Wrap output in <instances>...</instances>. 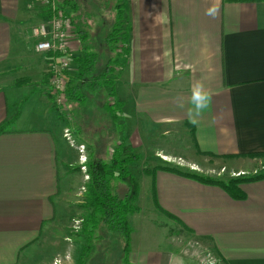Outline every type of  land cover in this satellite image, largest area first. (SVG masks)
<instances>
[{
    "label": "crops",
    "instance_id": "obj_1",
    "mask_svg": "<svg viewBox=\"0 0 264 264\" xmlns=\"http://www.w3.org/2000/svg\"><path fill=\"white\" fill-rule=\"evenodd\" d=\"M58 2L75 25L91 18L89 5L97 0ZM126 2L129 54L115 82L124 138L117 146L146 153L151 160L144 162L160 167L175 166L159 161L160 152L197 165L231 161L242 172L261 161L254 155H264V0ZM37 6L38 0H0V264H53L65 255L66 264H197L192 255L201 260L208 253L221 264H264V179L241 184L244 198H235L160 167L142 171L150 179L147 195L154 216L165 215L178 229L148 218V225L166 227L165 238L146 232L152 226L140 231L139 197L128 216V253L121 237L114 247L113 233L98 228L83 256L88 241L72 225L90 211L78 191L87 189L89 167L80 170V153L64 137L71 116L45 91L49 54L35 50L31 34L44 17ZM72 46L76 63L79 41ZM196 81L211 91L212 102L200 116L192 113V123ZM83 139L89 163L91 143Z\"/></svg>",
    "mask_w": 264,
    "mask_h": 264
},
{
    "label": "trees",
    "instance_id": "obj_2",
    "mask_svg": "<svg viewBox=\"0 0 264 264\" xmlns=\"http://www.w3.org/2000/svg\"><path fill=\"white\" fill-rule=\"evenodd\" d=\"M117 1L114 7L116 20L110 28L105 42V47L113 53L114 57H110L104 67L100 68L98 66L100 54L92 41L90 25L81 20H77V23H75L81 54L75 59L76 72L69 77L66 97L68 105L73 102L74 107H76L84 106L87 98L93 94L105 95L108 100L103 103V107L109 114L113 125L119 126L122 130V126L117 124L121 118L122 103L116 99L115 77L116 66L122 67L125 61L123 60L124 56L129 54L130 26L128 23L124 26L123 21V15L127 8L126 0ZM74 21L76 20L73 19V23ZM111 97L114 98L112 103L109 101ZM71 114L74 121L77 122L75 109L71 111ZM2 132L3 127L0 126V134ZM138 159H140V156L126 153L119 145L114 149L109 161L100 159L89 161V183L87 185L88 195L86 201H89L87 205L92 211L83 218L81 233L85 234L88 241V247L84 249V257L87 256L90 242L95 239L96 230L100 227L108 232L120 234L124 242L125 254L128 253L132 232L128 216L135 213L138 206L133 204L136 189H131L128 186L129 184L124 182V179L131 175L130 166ZM160 168L206 184L218 185L235 198H244V194L240 189L241 184L264 179V172L232 178L227 182L223 179L204 176L173 166ZM123 186H127L128 189ZM153 197L156 200L155 192Z\"/></svg>",
    "mask_w": 264,
    "mask_h": 264
},
{
    "label": "rangeland",
    "instance_id": "obj_3",
    "mask_svg": "<svg viewBox=\"0 0 264 264\" xmlns=\"http://www.w3.org/2000/svg\"><path fill=\"white\" fill-rule=\"evenodd\" d=\"M87 2V0H86ZM118 1L117 0H97V2H94L95 5L90 4V8L89 10L91 11L90 14L88 16H90L91 18H82L81 21L84 23H88L90 25L91 28V33H92V41L94 42L95 46L97 47V50L100 54V59L98 62V66L100 68L104 67L106 65V63L108 62L110 57H114L113 53L110 52L106 47H105V42H106V36L108 35V32L110 30V28L113 26V24L115 23L116 20V10H115V5ZM81 4H85V0H81ZM39 5V2H38ZM38 7V6H37ZM40 7V5H39ZM38 7V9H39ZM40 13H42V9L40 7ZM123 21H124V26H126L127 19H126V13H124L123 15ZM105 23L108 25V29L105 30ZM121 59V58H120ZM116 77H115V82L117 80V76L120 74V66L117 65L116 66ZM109 90V89H108ZM45 91H47V93L49 92V87L45 89ZM50 95V94H49ZM50 98L52 99V97L50 96ZM108 100V98L103 95V96H98L96 94H93L91 96H89L85 102L84 106H76L74 107V103L70 102L69 103V109L71 111H73L75 109V113H76V121H74V119L72 118V114H65L66 117H69V115L71 117L66 119V123L67 125L73 130V134H74V141H75V145L77 146L80 143V138L83 139V137H81L82 135L84 136V141H89L91 143V146L89 149V153L90 157H92L94 159H102L105 161H108V156L111 153V156L114 152V149H116V147H118L117 142L118 140H122L124 137L121 136L122 134V130L120 127H118L116 129V126L113 125V123L111 122L108 114L105 112V110L101 107L102 104L104 102H106ZM114 100V98H110L109 101L112 103ZM55 106V104H54ZM75 124V125H74ZM77 125V127H76ZM74 127V128H73ZM65 131V130H64ZM81 131V132H80ZM121 145V144H120ZM122 147V145H121ZM122 149L126 152V153H133L135 155L140 156V159H138L135 163V168H133L132 172L133 175L131 174L128 178L124 179V182L128 183L129 187L131 189H136V195L135 198L133 200V204L137 205V198H139V206L141 207V212L140 215L136 216L139 218H142L141 221H137V223L135 222L134 226L139 225V229L140 231H142L143 228L148 227V226H152L153 229L154 227H156L157 229L155 231H153V229L150 227V230H148V228H146V232L150 233L151 235H157L160 238H165V231H166V227L164 225L162 226H158L154 223L148 225L147 223H145V219H154L156 222H158V224H162V223H167L169 224L168 227H170L171 220H168V218L165 215L159 214L157 216H154V210L152 209V199L149 198V196L147 195V193H149V178H146V176H143V172H150V171H154L155 169H158L160 166V163H153L151 162H144V160L149 159L151 160V158L148 156V154H144V153H140V152H135L133 149L126 150L124 147H122ZM149 153L150 150H149ZM87 154V152H86ZM156 156V154H155ZM261 157V161L260 160H253L252 164H246V170L245 171H238V167H241L240 164H234L233 162L229 161L227 163H230L231 165H227L224 164V161H211L210 159H204V162H201V165H197L194 163H191L189 161H186L185 159H183L182 157H168L166 155H164L163 153H157L156 158L159 159V161H166L169 164L175 165L173 167H177V168H183L187 171H194L198 174L204 175V176H209V177H214V178H218V179H223L225 181H229L232 178H238V177H242L244 175H255L261 172H264V155H256ZM153 158V157H152ZM223 162V163H222ZM88 164V163H87ZM132 164V165H133ZM152 165H156V166H152ZM158 165V166H157ZM145 166L144 169H142V167ZM76 167V166H74ZM73 167V168H74ZM78 167V166H77ZM162 167V166H161ZM72 168V169H73ZM142 169V170H141ZM81 170V168H80ZM89 170V169H88ZM82 171V170H81ZM87 173H89V171H87ZM80 175V174H79ZM82 176V175H81ZM120 183V182H117ZM82 187V186H81ZM125 187V189H128L127 186H123ZM80 194H84V200H85V207H88V202L86 201L87 199V195H88V190L86 189L83 190V188L81 190H78ZM82 197V196H81ZM92 211V209L90 208V211H87L86 213L83 212L82 215L80 216H75V218H79L82 219L84 218L86 215L90 214ZM135 217V219H136ZM137 218V219H139ZM172 222V221H171ZM174 229H178V225L174 222H172ZM83 224V222H82ZM82 224L80 225L79 230L73 231L74 235H78L82 232ZM101 228V227H100ZM152 232V233H151ZM115 236H109L111 237V239H113L112 244L114 245V247H117L118 244L121 243V241L119 240V238L117 237H121L120 234H118L117 232H112ZM101 242H103V240H101ZM200 243V242H198ZM201 245H206L205 241L203 243H200ZM111 247V246H110ZM193 258L192 260H194L197 264H202V262L204 260H200L198 257V254L192 255ZM202 258H205L202 257ZM208 260V258L206 259V261ZM206 261L204 262V264H206Z\"/></svg>",
    "mask_w": 264,
    "mask_h": 264
},
{
    "label": "built area",
    "instance_id": "obj_4",
    "mask_svg": "<svg viewBox=\"0 0 264 264\" xmlns=\"http://www.w3.org/2000/svg\"><path fill=\"white\" fill-rule=\"evenodd\" d=\"M42 9L43 18L31 28L34 38L35 50L39 53L49 54V92L58 110L63 114H69V105L66 97V88L69 77L76 72L74 62L73 43L79 41L71 14L58 0H38ZM127 58L124 56L123 60ZM121 69V67H120ZM71 128L64 131L65 139L76 147L80 153L81 169L86 170L88 159L85 152V145H75L74 134ZM89 179V175L86 174ZM85 188L83 187V190ZM83 218H73L72 231L79 230ZM70 240V239H69ZM70 255L58 256L53 264H66ZM208 260L206 261V259ZM202 264H221L220 260L211 253L205 255Z\"/></svg>",
    "mask_w": 264,
    "mask_h": 264
},
{
    "label": "clouds",
    "instance_id": "obj_5",
    "mask_svg": "<svg viewBox=\"0 0 264 264\" xmlns=\"http://www.w3.org/2000/svg\"><path fill=\"white\" fill-rule=\"evenodd\" d=\"M218 9L214 8L211 11L214 13ZM212 102V93L208 90L203 82L196 81L192 87L190 103L192 108L189 110V118L192 123H197V120L193 118L192 113H195V116H200L205 110H207ZM180 107H183V104H179ZM214 122V121H213Z\"/></svg>",
    "mask_w": 264,
    "mask_h": 264
}]
</instances>
